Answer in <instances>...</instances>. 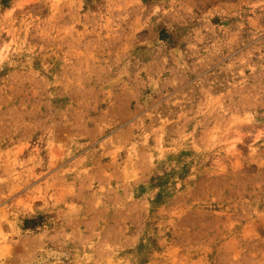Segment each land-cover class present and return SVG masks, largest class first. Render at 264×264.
I'll return each instance as SVG.
<instances>
[{"label":"rangeland","instance_id":"rangeland-1","mask_svg":"<svg viewBox=\"0 0 264 264\" xmlns=\"http://www.w3.org/2000/svg\"><path fill=\"white\" fill-rule=\"evenodd\" d=\"M0 264H264V0H0Z\"/></svg>","mask_w":264,"mask_h":264}]
</instances>
